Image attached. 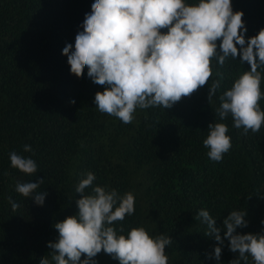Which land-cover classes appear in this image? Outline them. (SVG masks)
Returning <instances> with one entry per match:
<instances>
[{
  "label": "trees",
  "instance_id": "1",
  "mask_svg": "<svg viewBox=\"0 0 264 264\" xmlns=\"http://www.w3.org/2000/svg\"><path fill=\"white\" fill-rule=\"evenodd\" d=\"M93 2L0 0V264H39L44 256L51 260L47 244L58 239L54 224L78 213L75 188L87 172L95 174L94 185L120 195L133 192L135 213L114 226L122 224L125 235L137 226L154 236L170 235L168 264H229L238 253L230 252L227 240L219 262L208 258L216 242L205 236L207 225L196 215L207 209L223 237L222 222L230 211H247L248 227L237 232L264 231V125L245 136L243 129L233 128L230 115L225 121L216 115L219 96L250 65L229 58L210 103L208 86L215 75L171 109H137L133 122L125 125L98 111L93 101L102 87L87 77V68L80 78L71 74L62 54L66 44L74 46ZM232 5L244 12L246 39L264 28V0H232ZM259 103L264 110V99ZM214 122L226 123L231 136L232 148L221 162L210 160L203 146ZM25 144L33 152H24ZM12 151L34 159L37 173L12 168ZM41 178L37 191L48 193L43 206L15 191L17 182ZM9 196L20 204L16 211ZM94 259L119 264L103 251ZM248 264H254L250 256Z\"/></svg>",
  "mask_w": 264,
  "mask_h": 264
},
{
  "label": "clouds",
  "instance_id": "2",
  "mask_svg": "<svg viewBox=\"0 0 264 264\" xmlns=\"http://www.w3.org/2000/svg\"><path fill=\"white\" fill-rule=\"evenodd\" d=\"M243 16L242 10H233L232 0H197L191 4L186 0H94L79 26L82 30L77 32L74 46L66 44L62 54L67 57L71 74L80 78L87 68L92 83L103 86V91L94 96L98 111L125 125L133 122L137 109H171L208 85L215 75L218 78L208 86L210 103L225 78L220 69L229 58L239 57L250 70L239 74L219 96L216 115L220 121L230 115L233 128L243 129L246 136L249 131L258 133L264 125V110L259 103L264 99V28L246 39ZM228 132L226 123L208 125L203 146L209 149L206 155L210 160L221 162L232 148ZM23 150L33 152L29 144ZM9 159L11 167L21 173H37V163L31 157L12 151ZM82 175L75 188L80 194L75 200L78 213L54 224L58 239L47 244L52 250L51 260L44 256L39 264H97L94 258L101 251L119 264H168L166 248L173 244L170 235H151L144 226L132 227L125 235L122 224L114 226L135 213L133 192L120 195L114 188L94 185V173ZM43 182L44 178L17 182L15 191L43 206L48 193L37 191ZM88 188L91 193L86 192ZM8 200L13 211L20 208L11 196ZM246 216L247 211L231 210L223 219L222 237L209 211L198 210L196 218L207 225L205 236L216 242L208 258L214 256L219 262L227 240L230 252L238 253L229 264H248L249 256L254 264H264V231L237 232L248 227Z\"/></svg>",
  "mask_w": 264,
  "mask_h": 264
},
{
  "label": "rangeland",
  "instance_id": "3",
  "mask_svg": "<svg viewBox=\"0 0 264 264\" xmlns=\"http://www.w3.org/2000/svg\"><path fill=\"white\" fill-rule=\"evenodd\" d=\"M102 87V89H103V86H101ZM136 114V113H135ZM134 114V116L136 117V115Z\"/></svg>",
  "mask_w": 264,
  "mask_h": 264
}]
</instances>
